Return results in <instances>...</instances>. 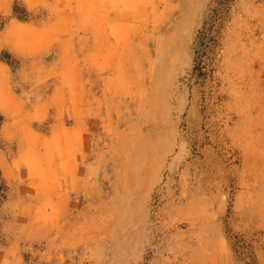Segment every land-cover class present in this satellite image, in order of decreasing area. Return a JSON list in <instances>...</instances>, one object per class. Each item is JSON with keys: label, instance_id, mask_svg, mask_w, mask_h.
<instances>
[{"label": "rangeland", "instance_id": "obj_1", "mask_svg": "<svg viewBox=\"0 0 264 264\" xmlns=\"http://www.w3.org/2000/svg\"><path fill=\"white\" fill-rule=\"evenodd\" d=\"M0 264H264V0H0Z\"/></svg>", "mask_w": 264, "mask_h": 264}]
</instances>
